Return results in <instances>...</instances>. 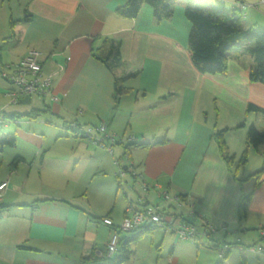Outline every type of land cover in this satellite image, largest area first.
Listing matches in <instances>:
<instances>
[{
    "label": "crops",
    "instance_id": "1",
    "mask_svg": "<svg viewBox=\"0 0 264 264\" xmlns=\"http://www.w3.org/2000/svg\"><path fill=\"white\" fill-rule=\"evenodd\" d=\"M185 1L176 0L171 16L156 20L146 3L134 17L119 15L116 10L126 0H0V66L17 62L30 48L38 50L57 98L27 96L28 102H20L21 97L12 103L5 95L9 84L0 76V117L5 119L0 127L12 126L11 131L0 128V133L16 136L15 144L6 146L14 153L0 176V182L6 181L0 191V264H83L81 257L94 256L110 231L100 217L107 214L118 225L132 204L130 196L140 189L130 175L117 180L114 159L134 169L148 185L145 195H137L140 209L156 205L169 215L197 225L205 219L217 228L204 236L205 247L211 249L207 264L229 254L219 257L212 245L241 247L240 238L249 229H257L256 240L264 242V173L255 188L253 179L238 181L233 170L245 139L238 151L230 143L232 131L247 124L264 130L261 114L246 111L249 103L264 109V85L250 82L252 60L237 49L230 51L223 73L195 68ZM218 1L225 6V0ZM228 1L230 8L244 4ZM105 38L118 43L125 72H136L124 80L129 90L117 99L113 73L93 56ZM121 72L122 67L116 74ZM32 110L35 117L24 115ZM11 114L19 116L10 119ZM101 122L107 133L117 135L112 152L66 126L94 127ZM220 129H227L224 140L234 156L231 165L221 157L214 136ZM250 150L256 153L248 149L243 167ZM261 150L264 154V145ZM256 154L261 166L263 156ZM243 167L237 177L254 172L244 174ZM249 181L247 193H252L241 215L239 199ZM163 191L170 198L189 197L196 216L190 217L184 201L179 205L165 199ZM146 237L156 252L171 244L167 260L177 262L173 253L178 239L160 226L130 242L126 260L135 257L131 244L136 247ZM152 254L135 259L153 264ZM256 255L262 264L264 249ZM245 260L241 256L240 264Z\"/></svg>",
    "mask_w": 264,
    "mask_h": 264
},
{
    "label": "trees",
    "instance_id": "2",
    "mask_svg": "<svg viewBox=\"0 0 264 264\" xmlns=\"http://www.w3.org/2000/svg\"><path fill=\"white\" fill-rule=\"evenodd\" d=\"M143 3L152 7L156 20H161L171 16L176 0H126L124 5L117 8L116 12L124 17H134ZM183 10L186 19L190 22L188 46L191 61L198 71L211 74L225 72L230 51L237 49L252 60V65L248 72L250 82L264 85V31L258 29L255 25L245 27L242 22V16L235 7L226 8L222 4L213 5L210 1L186 0ZM93 56L105 64L113 73L115 99L127 92L129 89L123 86V82L127 78L134 76L136 72H125L127 63L121 61L118 43L105 38L98 48L93 49ZM121 67L122 72L117 75L116 71ZM246 111L261 114L264 119L263 108L249 103ZM24 115L33 118L37 115V112L32 110ZM16 116L19 115L11 114L8 117L13 119ZM226 130H216L214 136L217 140L221 157L227 165H231L234 156L229 154L225 144L224 133ZM15 141L16 136L14 133H0V152L6 146H13ZM263 145L264 130H259L250 125L246 131L245 148L238 158L236 168L233 170V175L240 182L253 179L254 188L259 186L264 173V154L261 150ZM249 148L263 156L262 164L259 169L245 177H237L239 168L243 167L247 161ZM251 193L241 194L240 196L239 210L241 215L245 212ZM179 197L182 198L184 196ZM106 215L101 216L100 219L108 217ZM152 226L156 225L147 224L133 228L130 231H120L116 252L108 259L83 256L80 260L83 264H92L99 260H105L106 263L104 264H121L122 261L128 259L131 255L129 243L136 241L144 231H148ZM122 233L125 235L121 236ZM212 247L216 249L217 245H212ZM228 252L223 258L227 256ZM215 264H221V260Z\"/></svg>",
    "mask_w": 264,
    "mask_h": 264
},
{
    "label": "built area",
    "instance_id": "3",
    "mask_svg": "<svg viewBox=\"0 0 264 264\" xmlns=\"http://www.w3.org/2000/svg\"><path fill=\"white\" fill-rule=\"evenodd\" d=\"M261 2L264 3V0H261ZM0 76L9 84V87L5 91V95L8 96L12 103H17L21 97L25 96L41 98L49 96L52 100L57 99L51 90V76L43 71L40 61V52L34 48H30L17 62L0 66ZM4 123L5 119L0 117V125ZM67 128L78 134L89 136L94 144L109 152H112L111 147L117 139L116 134L107 133L106 126L102 122L94 127H82L71 123L67 125ZM130 139H133V137H130ZM114 164L116 166L115 176L118 181L130 175L134 179V182L139 183V187L143 193L147 192L149 187L143 181L139 173L132 168L120 165L118 159H114ZM5 186L6 181L0 182V191L4 189ZM161 194L165 199L176 200L179 205L184 201L191 208L189 210L190 217L193 218L196 216V213L191 207L192 200L189 197H185L182 200L179 196L170 198L165 191L161 192ZM101 221L111 228L106 243L102 247L95 248L93 250V255L97 258L105 259L112 257L116 252L120 231H130L141 225L154 224L164 227L169 229L177 239L191 241H195L201 235H211L217 229L205 219L201 220V225H197L194 221L182 217L181 215H169L156 205H146L144 208L138 209L133 207L132 204H128L118 225H113L109 217H103ZM219 228L223 230L225 229V225L222 224ZM216 249L219 256L223 257L230 250V245L223 243L221 246L217 245ZM248 250L252 252H261L263 248L259 247L255 249L253 246H250Z\"/></svg>",
    "mask_w": 264,
    "mask_h": 264
},
{
    "label": "rangeland",
    "instance_id": "4",
    "mask_svg": "<svg viewBox=\"0 0 264 264\" xmlns=\"http://www.w3.org/2000/svg\"><path fill=\"white\" fill-rule=\"evenodd\" d=\"M198 2H205V1H210L213 5L219 4L218 0H196ZM240 1V0H238ZM243 1V5L241 2H237V8L242 16V22L244 25H249V24H254L257 26L258 29L264 31V3H261V0H241ZM260 2V5H257V3ZM226 8H230V2L228 0L224 1ZM250 3L249 5H247ZM253 3H256V6L251 5ZM253 117V115H251ZM254 121V120H253ZM248 123V122H247ZM249 124L246 125L245 129H240V134H241V139L239 141V135L238 132L231 133L232 137L230 140L231 143V149H240L241 145H243V140L245 139L246 136V131ZM3 131H11L12 126L11 125H5L0 127ZM259 129V128H257ZM242 130V131H241ZM245 134V135H244ZM14 151L6 147L5 151L0 154V176L3 174L5 167H7L6 163L8 160L12 158ZM239 152H237L238 154ZM260 167V156L257 155L256 153L252 152L251 150L249 151L248 154V163L246 166L243 167V173L246 174L247 172H252L257 170ZM128 177H124V179H127ZM123 179V178H122ZM250 186V181L247 182V184L244 185V193L246 194L248 192ZM131 195V194H130ZM137 195H145L141 189H137V194H132L130 196V200H132L133 207H136L140 209V205L138 203V200L141 203L142 199H139V196ZM169 232V229H167ZM257 229H249L247 230V234L242 236L241 242L242 246L239 247L238 245L232 244L230 245V250L229 254L226 259L221 260V264H240V257L244 256L246 258L244 264H258L256 261V258L259 254L258 252H249L248 248L253 246L255 249H258L261 245H264L263 239H259L257 241ZM124 234V233H122ZM256 243L247 245L251 243L253 239ZM232 239V238H229ZM149 237L144 238L141 240L138 245L135 247L133 244H131V247L133 248L135 252V257L131 256L129 260H125L122 264H141L140 261L138 260L140 257L142 258H147L149 256V253L153 252V264L155 263V259L157 257V254L159 255L158 258V263L157 264H207V256H208V250L210 251L211 249H208L205 247L206 243L205 241L206 238L201 235L196 239L195 241L189 240L188 242H184V240L178 239V245L176 251L173 253V257L176 256L177 262H172L171 258L167 260V257H169V251L171 250V244L167 247H164L160 252H156L150 245H149ZM183 242V243H180ZM223 243L221 242L218 246H221ZM229 244V243H225ZM247 245V246H244ZM264 247V246H263ZM264 249V248H263ZM216 255L218 254L217 249H215ZM219 255V254H218ZM171 257V256H170ZM220 257V256H219ZM259 257V256H258ZM138 258V259H135ZM106 263L105 260H99L95 263L92 264H104ZM144 264V263H143ZM264 264V262H262Z\"/></svg>",
    "mask_w": 264,
    "mask_h": 264
},
{
    "label": "water",
    "instance_id": "5",
    "mask_svg": "<svg viewBox=\"0 0 264 264\" xmlns=\"http://www.w3.org/2000/svg\"><path fill=\"white\" fill-rule=\"evenodd\" d=\"M29 99H30V98L26 96V97L20 99V102H28Z\"/></svg>",
    "mask_w": 264,
    "mask_h": 264
}]
</instances>
